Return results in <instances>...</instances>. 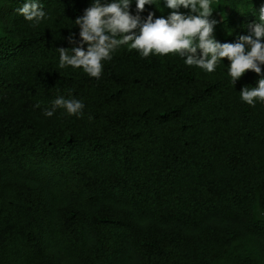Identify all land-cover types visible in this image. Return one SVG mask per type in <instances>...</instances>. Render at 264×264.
Wrapping results in <instances>:
<instances>
[{
  "label": "trees",
  "instance_id": "trees-1",
  "mask_svg": "<svg viewBox=\"0 0 264 264\" xmlns=\"http://www.w3.org/2000/svg\"><path fill=\"white\" fill-rule=\"evenodd\" d=\"M41 2L32 28L0 0V264H264V104L239 93L259 77L128 45L99 80L60 69L92 0ZM156 3L142 16L172 11ZM262 3L216 0V39L246 34ZM58 95L84 116L45 117Z\"/></svg>",
  "mask_w": 264,
  "mask_h": 264
},
{
  "label": "clouds",
  "instance_id": "clouds-1",
  "mask_svg": "<svg viewBox=\"0 0 264 264\" xmlns=\"http://www.w3.org/2000/svg\"><path fill=\"white\" fill-rule=\"evenodd\" d=\"M162 3L172 10L166 17H156L153 11L144 17L146 5L155 4L160 9L156 0H92L74 21L79 28L78 37L71 32L66 37L72 46L59 47L58 67L83 69L89 77L99 80L105 62L125 45L137 50L143 58L178 56L185 65L205 73H214L227 58L230 84L235 85L249 70L259 77L255 87H242L240 100L252 107L264 104V3L251 11L255 19L246 24V34H238L232 42H221L214 35L219 23L213 17L216 0H162ZM182 8L187 11H181ZM16 11L32 28L48 18L41 0H22ZM58 109L68 116L82 118L85 103L82 99L58 95L51 107L43 110V115L52 117Z\"/></svg>",
  "mask_w": 264,
  "mask_h": 264
}]
</instances>
